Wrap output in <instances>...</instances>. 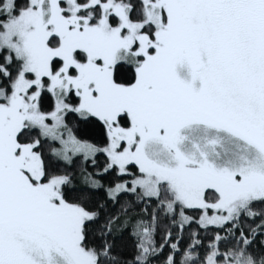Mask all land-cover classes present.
<instances>
[{"label":"snow or ice","instance_id":"obj_1","mask_svg":"<svg viewBox=\"0 0 264 264\" xmlns=\"http://www.w3.org/2000/svg\"><path fill=\"white\" fill-rule=\"evenodd\" d=\"M0 264H264V0H0Z\"/></svg>","mask_w":264,"mask_h":264}]
</instances>
